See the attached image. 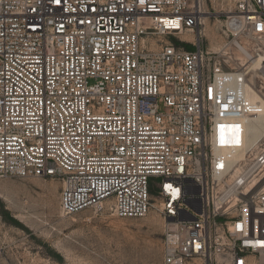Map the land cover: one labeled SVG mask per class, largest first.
I'll list each match as a JSON object with an SVG mask.
<instances>
[{
    "label": "built area",
    "instance_id": "2783aa9c",
    "mask_svg": "<svg viewBox=\"0 0 264 264\" xmlns=\"http://www.w3.org/2000/svg\"><path fill=\"white\" fill-rule=\"evenodd\" d=\"M202 0H0V178L60 181L59 211L155 209L161 264H264V109L196 41ZM226 29L264 53V0ZM190 31L192 47L174 43ZM143 37L156 49L146 52Z\"/></svg>",
    "mask_w": 264,
    "mask_h": 264
},
{
    "label": "rangeland",
    "instance_id": "374dc122",
    "mask_svg": "<svg viewBox=\"0 0 264 264\" xmlns=\"http://www.w3.org/2000/svg\"><path fill=\"white\" fill-rule=\"evenodd\" d=\"M202 2L207 18L196 44L224 69H246L234 42L252 54L260 44L226 29L234 0ZM177 37L170 40L192 47L193 34ZM256 73L248 72V81L264 95V73ZM60 187L54 178H0V264H161L164 221L155 209L119 218L103 203L63 216Z\"/></svg>",
    "mask_w": 264,
    "mask_h": 264
},
{
    "label": "bare ground",
    "instance_id": "6f19581e",
    "mask_svg": "<svg viewBox=\"0 0 264 264\" xmlns=\"http://www.w3.org/2000/svg\"><path fill=\"white\" fill-rule=\"evenodd\" d=\"M204 13H206V12H204ZM206 18L207 17L205 16L204 20ZM187 32H188V34L189 33L192 34L190 31H186L184 33H187ZM141 45L146 52H151V51L156 49V42L151 37H143L141 39ZM234 45L238 48L239 52L243 55V57H241V62H242V65H247L246 69L248 72L253 71L254 73H256L258 70H260L264 73V70H263L264 69V53L263 54H261V53L252 54V53L247 51L245 45H242L241 43H239L237 41L234 42ZM260 77L264 80V74H261ZM247 85H248L247 86L248 98H250L252 101H259L262 104L263 109H264V95L261 94L259 90H256L253 87L251 81H248ZM263 128H264L263 125H260V126L251 125L249 127L250 133L252 136L260 134L262 132ZM263 181H264V171L262 172L259 181L255 185V188L258 187V189H259L261 187H264Z\"/></svg>",
    "mask_w": 264,
    "mask_h": 264
}]
</instances>
